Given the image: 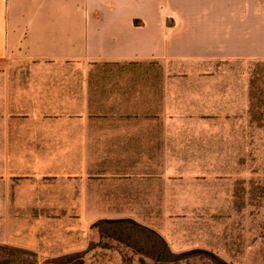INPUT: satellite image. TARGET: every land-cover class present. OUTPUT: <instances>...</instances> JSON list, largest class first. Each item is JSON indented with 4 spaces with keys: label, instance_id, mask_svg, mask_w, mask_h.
<instances>
[{
    "label": "crops",
    "instance_id": "crops-1",
    "mask_svg": "<svg viewBox=\"0 0 264 264\" xmlns=\"http://www.w3.org/2000/svg\"><path fill=\"white\" fill-rule=\"evenodd\" d=\"M214 60L264 61V0H0V244L34 251L46 223L69 247L101 220L160 232L193 163L182 87L207 84L181 67Z\"/></svg>",
    "mask_w": 264,
    "mask_h": 264
},
{
    "label": "rangeland",
    "instance_id": "rangeland-1",
    "mask_svg": "<svg viewBox=\"0 0 264 264\" xmlns=\"http://www.w3.org/2000/svg\"><path fill=\"white\" fill-rule=\"evenodd\" d=\"M187 67H181V81L207 83L205 90L182 87V117L174 123L182 145H189L182 148V159L193 163L180 168L179 199H167L165 215L159 213L152 226L175 254L201 251L228 264H264V61ZM196 91L211 99H187ZM92 226L69 247L57 238L62 232H52L46 223L48 231L32 242L34 251L22 249L36 254L37 264H68L56 259L73 254H83L84 264H141L139 256ZM66 246L77 250L62 254ZM185 263L211 260L194 253ZM145 264L154 263L145 259Z\"/></svg>",
    "mask_w": 264,
    "mask_h": 264
},
{
    "label": "trees",
    "instance_id": "trees-1",
    "mask_svg": "<svg viewBox=\"0 0 264 264\" xmlns=\"http://www.w3.org/2000/svg\"><path fill=\"white\" fill-rule=\"evenodd\" d=\"M92 228L97 229L102 238L114 240L123 245L133 256H139L141 264H145V259L154 264H183L194 253H204L211 260V264H228L208 252L192 251L175 254L155 231L130 219L101 220ZM56 260H68L66 262L68 264H84L83 254H73ZM0 264H37V257L30 251L0 245Z\"/></svg>",
    "mask_w": 264,
    "mask_h": 264
}]
</instances>
